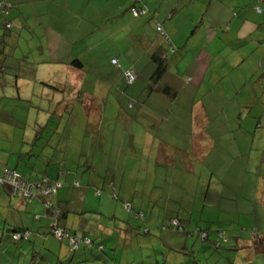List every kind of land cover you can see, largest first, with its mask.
Segmentation results:
<instances>
[{
  "label": "crops",
  "instance_id": "0c3cea01",
  "mask_svg": "<svg viewBox=\"0 0 264 264\" xmlns=\"http://www.w3.org/2000/svg\"><path fill=\"white\" fill-rule=\"evenodd\" d=\"M3 1L8 3L10 8L7 15L0 12V36L5 37V42L0 39L1 44L14 42L17 38L30 48L32 56L38 57L33 61L37 69L31 71L25 69L27 59L16 58L17 62L11 72L16 78L15 89L18 94L22 92V87H25L21 84L27 83L30 77L35 80L36 77L44 76L43 80H48L49 85L44 86L43 92L49 90L48 96L52 97L53 106L72 116L77 102L80 101V114L84 113L86 127L90 130L93 124H103L106 113L103 100L113 90L120 100H130L129 109L137 108L131 112L124 111L120 117L125 122L121 139L129 136L127 150L140 143H147L151 137L155 136L157 139L156 129L163 135V159L167 158L164 145L169 143L179 144L188 140V148L191 149L192 144L197 142L196 145L203 147L201 154L207 157L206 149L209 147L210 151H213L219 145L223 149V177L219 179L216 172H213L206 185V193L209 194L211 190L220 192L232 202L238 196H243L247 190L245 206L249 212L255 215L257 206L264 207V150H260L259 157L254 160L251 158L254 146L248 154L241 149V146L249 143L248 129L253 128L256 122L250 120L251 128L249 126L245 129L241 121L235 122V119H231L232 122L218 124L213 117L222 112L227 114L226 107L215 105V83L221 84L227 78L233 77L236 69L242 74V62L247 60V57L242 60V56L234 60L233 53L228 52L227 56L225 53L235 42L243 44L248 39H253L259 26L263 25L264 10L259 13L262 17H258L253 10L259 0H140L146 12L138 18L133 17L129 10L131 0ZM7 23L13 25L12 28L20 33L13 37L15 34L7 30ZM158 26L162 27V33L158 32ZM222 35L226 36L222 40H227L229 45H216ZM114 59L118 60V67L111 63ZM160 59L166 61L167 70L162 80L153 83L152 78ZM218 60L221 61L219 64ZM260 61L250 78L244 77V73V78L233 77L241 80L242 84L234 83L232 92L236 94L233 98L238 101L237 106L241 114H249L256 121L261 118V122H264L263 58ZM7 64L8 56L4 51L0 55L1 77L6 74ZM215 65L224 67L226 75L221 77L214 72ZM193 66L197 72L194 75H186ZM128 70L136 72V82L129 91H123L121 84L123 81L126 83L124 72ZM165 86L175 93L173 100L161 94V89ZM26 88L29 89L30 85H26ZM32 88L40 90L37 86L32 85L31 90ZM245 88L249 90V98L240 101ZM83 98L88 99V105H84ZM257 100L263 107L260 110L256 109ZM230 114L234 116L232 111ZM58 117L60 121L54 127L57 130L61 129L65 120L64 116ZM117 127L119 126H116L113 136ZM71 129L72 127L69 130ZM181 135L184 138H180ZM150 144L155 145V142L151 141L147 145ZM67 147L63 145L60 159L56 158L55 152L48 161L47 169L60 163L58 180L66 178L68 173L64 168ZM129 152L135 153V150ZM198 152L200 151L195 154L199 155ZM182 153L184 159H191L186 157L184 148ZM188 161L187 171L196 176L190 160ZM251 164H254L255 168H252ZM6 168L19 174L16 169L0 166V176ZM97 176L101 178L100 173ZM43 177L50 176L46 172ZM26 181L34 183L40 180L30 178ZM97 184H90L85 194H91L93 185ZM0 186V264H94L93 261L105 260L94 249L82 247L73 253L66 241L55 239L51 235L54 221L45 209L43 198H25L21 194H13L11 188L6 185ZM63 188L45 200L51 201L56 209L65 212L60 226L77 236H88L89 225L94 226L98 221L84 217L85 211L77 213L72 207L76 192ZM180 189L185 193V188ZM197 189H201L200 185ZM173 203L175 204L171 207L170 214H166V218L178 219L182 226L187 225L189 231L193 229L194 214L187 216L184 212L182 215L183 202ZM235 208L238 211V205ZM128 225L131 233L126 234V239L123 238L126 235L119 238L126 247L132 248V230H135V227L131 223ZM12 230L31 231V240L12 244ZM176 236L181 237H174ZM120 239L116 248L121 243ZM184 239L174 241L172 248L167 251L171 254L178 252L181 247L187 250L190 240ZM239 241L241 239H237V242ZM251 245L252 239L249 240L250 249ZM242 248L244 246L239 249ZM166 257L168 258V255Z\"/></svg>",
  "mask_w": 264,
  "mask_h": 264
},
{
  "label": "rangeland",
  "instance_id": "374dc122",
  "mask_svg": "<svg viewBox=\"0 0 264 264\" xmlns=\"http://www.w3.org/2000/svg\"><path fill=\"white\" fill-rule=\"evenodd\" d=\"M245 1L251 2V0ZM255 7L264 10V0L257 1L253 7L254 13L262 17L263 15L257 13ZM262 23L253 39H248L243 44L235 42L226 53L222 51L225 56L228 52L233 53L234 60L239 59L240 56L243 57L242 60L247 57V60L242 62L244 65L242 74L236 69L233 77L250 78L260 60L262 58L264 60V18ZM12 27L13 25L7 30L15 34L13 36L15 37L20 32ZM7 37L10 38V35L7 34ZM221 37L216 45H229L227 40H222L226 36ZM3 38L5 39L4 35H1L0 39L4 40ZM13 41H7L8 45L0 42V55L6 51L8 56L6 74L0 76V163H2L0 166L16 169L21 176L23 175L24 180L32 178L41 181L47 172L54 183L60 182L63 189L76 192L72 203L73 209L77 213L85 211L84 217L98 221L94 226L89 225L90 231L87 237L94 241L92 249L105 260L93 261L94 264H264V253L256 252L253 245H251L252 249L248 247L249 240L256 237L255 233L264 237V207L260 205L256 207V216L249 212L245 206L247 190L243 196H238L232 202L220 192L211 190L209 194L206 193V185L213 172H216L219 179L223 177L221 163L223 149L219 145L213 151L208 147L207 157L201 154L203 147L196 145L197 142L192 144L191 149L188 148L190 146L188 140L179 144L169 143L164 145L166 160L163 159V135L156 129L157 139L155 136L151 137L147 143H140L127 150L129 136L122 137L124 140L121 139L125 122L120 117L126 110L131 112L137 109H129V99L120 100L111 90L108 97L103 100V106L106 108L103 124H93L89 130L84 121V113L80 114V101L77 102L72 116L53 106V99L48 96L49 90L43 92L44 86L49 85L48 80L47 82L43 80L44 76L36 77L37 81L30 77L27 83L21 84L25 86L22 87V92L17 93L16 78L11 72L17 62L16 58L27 59L28 64L25 65V69L31 71L37 69L33 61L38 57L32 56L29 52L30 48L24 45L22 40L19 42V39L15 38ZM2 45L6 46L2 47ZM217 62L219 64L221 61ZM223 68L221 65H215L214 72L223 77L226 75ZM196 72L193 66L186 75H194ZM213 73L210 74L211 78ZM233 77L227 78L221 84L215 83V105L226 107L227 114L222 112L213 117L218 124L232 122L234 119L235 122L241 121L245 129L249 126L251 128L250 120L256 122L253 128L248 129L249 143L241 146L247 154L254 146L251 158L255 160L259 157V151L264 150V122H261V118L256 121L252 119L253 116L240 113L238 101L233 98L236 94L232 90L234 83L242 84V81ZM2 83L3 87H1ZM28 84L29 89L26 88ZM32 85L40 90L37 88L31 90ZM130 88L131 86H127L123 81L121 89L129 91ZM248 91V88H245V93L239 98L240 101L249 98ZM262 95L264 97V83ZM87 101L86 98L82 99L84 105H88ZM257 103L256 109H262L259 100ZM59 115L64 116L65 120L61 124V129L57 130L54 127L60 121ZM70 117H72L71 121ZM117 125L119 127L113 136ZM207 128L206 124L205 130ZM180 138L184 136L181 135ZM151 141L155 142V145L148 146ZM63 145L68 146L64 163L68 173L66 178L62 177L58 180L60 163L50 166L49 169L47 165L53 153L56 152L58 159L62 157ZM182 148L187 153L186 157L191 158L188 160L196 176L187 171L189 161L184 159ZM129 150H135V153ZM197 151H200L199 155L195 154ZM250 166L255 168L254 164ZM98 173L101 178L97 176ZM93 183L98 184L93 185V191L87 196L86 189ZM199 185L201 189H197ZM180 188H185V193ZM61 191L62 189L60 193ZM174 201L183 202L182 215L184 212L187 216L194 214V225L190 231L187 225L183 224L185 232H176V229L172 228V222L178 221L177 223L181 224L180 221L166 218V214H170V209L175 204ZM129 223L135 227V230H132L134 233L132 248L126 247L119 238L121 235L131 233ZM206 231L209 232V242L203 241ZM174 234L181 237H174ZM76 237L82 236L78 234ZM126 237L127 235L123 236L125 239ZM187 238L190 240L187 250L181 247L178 252L170 254L167 251L172 248L174 241L187 240ZM119 239L121 243L116 248ZM237 239L241 241L237 242ZM212 242H216L217 245ZM100 246H103L102 252L99 250ZM241 246L244 248L239 249ZM68 248L71 249L70 244Z\"/></svg>",
  "mask_w": 264,
  "mask_h": 264
},
{
  "label": "built area",
  "instance_id": "2783aa9c",
  "mask_svg": "<svg viewBox=\"0 0 264 264\" xmlns=\"http://www.w3.org/2000/svg\"><path fill=\"white\" fill-rule=\"evenodd\" d=\"M131 14L137 18L143 15L146 12V9L141 6L140 0H131ZM8 4L4 1H0V12L4 13L5 15L8 14L7 12ZM257 12L261 13V9L257 8ZM7 28H11L10 24L6 25ZM158 32L162 33V27L158 26ZM114 66L118 67V60L114 59L111 62ZM126 80L129 84H132L136 80V72L134 70H128L125 72ZM0 184L6 185L11 188L13 194H21L23 197H36V196H45L50 197L53 194L57 193V191L61 188L60 183H54L48 177H44L41 181L37 183H29L21 177L16 171L10 169H4L2 176H0ZM48 208L52 207L53 204L49 202L47 204ZM58 216V212L54 214V219L56 220ZM178 222V221H177ZM177 222L173 221L172 225L177 227ZM53 227V234L59 240H67L70 243V246L73 250L78 248V244L83 242L85 246H91V241L87 238L80 239L75 236H71L67 233L64 229L57 227L54 225ZM31 236L29 231L24 232L23 234H14L13 240L14 241H21V240H28Z\"/></svg>",
  "mask_w": 264,
  "mask_h": 264
},
{
  "label": "trees",
  "instance_id": "16d2710c",
  "mask_svg": "<svg viewBox=\"0 0 264 264\" xmlns=\"http://www.w3.org/2000/svg\"><path fill=\"white\" fill-rule=\"evenodd\" d=\"M0 1H3V0H0ZM5 2V1H4ZM6 3V2H5ZM8 4V3H7ZM10 8V5L8 4V8H7V12H8V9ZM256 8V10H257V8L258 7H255ZM5 15V14H4ZM7 24H9V23H7ZM6 24V25H7ZM11 25V24H10ZM7 28V27H6ZM7 29H10V28H7ZM159 63H158V65H157V70H156V73L154 74V76H153V78H152V80H153V83H157V82H159L160 80H162V78H163V76L165 75V73H166V70H167V67H166V61L164 60V59H160L159 61H158ZM124 78H125V80H126V77H125V72H124ZM135 82H136V80L132 83V84H129L128 82H127V80H126V84L128 85V86H132V85H134L135 84ZM161 94H163L164 96H167L168 98H171L172 100L174 99V92L171 90V88L170 87H168V86H165V87H162V89H161ZM44 178V177H43ZM42 178V179H43ZM51 181H53L50 177H48ZM34 183H37V182H34ZM60 183V182H59ZM37 198H40V199H44V206H45V209L48 211V213L50 214V216L53 218V221H54V225L56 224L57 225V227H59V228H62V229H64L67 233H69L71 236H77V235H75V234H73V233H71L70 231H68V230H66L64 227H62V226H60L59 224H60V222H61V219H62V217H64L65 216V212H63V210H58V209H56V207L53 205L52 207H50V208H48V206H47V204L49 203V202H51V201H48V200H45V199H48V197H45V196H36ZM52 203V202H51ZM53 204V203H52ZM65 211V210H64ZM56 212H58V216H57V218H56V220L54 219V214L56 213ZM63 214V215H62ZM52 226L51 227V235L53 236V237H55V235L53 234V227H55V226ZM170 226H172V225H170ZM172 228H175L176 229V232H178V233H184L185 232V229L183 228V226L180 224V226L179 227H175V226H172ZM26 231H29V230H12L10 233V239H11V243L12 244H17V243H21V242H29L30 240H31V236H32V232L31 231H29L30 233H31V236H30V238L28 239V240H21V241H14L13 240V235L14 234H23L24 232H26ZM201 232V231H200ZM200 234V233H199ZM204 238H203V241L204 242H209L210 241V239H209V232H207L206 231V233L204 232ZM255 236L256 237H254L253 238V240H252V245H253V247H254V250L256 251V252H260V253H264V237H260L259 235H257L256 233H255ZM258 236V237H257ZM56 238V237H55ZM84 238H87V239H89L90 241H91V246H85L84 244H83V242H80L79 244H78V248L76 249V250H73L72 248L70 249V251L71 252H73V253H75V252H77L80 248H82L81 246H84V248H89V249H92V248H94V241L93 240H91L89 237H87V236H82L80 239H84ZM57 239V238H56ZM57 240H59V239H57ZM60 242H64V241H66L68 244H70L69 243V241H67V240H59ZM214 245H217V243L215 242H212ZM71 247V246H70ZM99 250L102 252L104 249H103V246H100V248H99Z\"/></svg>",
  "mask_w": 264,
  "mask_h": 264
}]
</instances>
